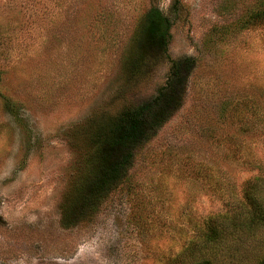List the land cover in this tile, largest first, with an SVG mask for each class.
<instances>
[{
	"label": "rangeland",
	"instance_id": "obj_1",
	"mask_svg": "<svg viewBox=\"0 0 264 264\" xmlns=\"http://www.w3.org/2000/svg\"><path fill=\"white\" fill-rule=\"evenodd\" d=\"M152 8L169 41L138 47ZM162 97L166 119L143 112L129 169L92 200L100 123ZM258 179L264 0H0V264H261L264 227L204 249L211 218L250 224Z\"/></svg>",
	"mask_w": 264,
	"mask_h": 264
},
{
	"label": "trees",
	"instance_id": "obj_2",
	"mask_svg": "<svg viewBox=\"0 0 264 264\" xmlns=\"http://www.w3.org/2000/svg\"><path fill=\"white\" fill-rule=\"evenodd\" d=\"M170 22L157 8L149 9L141 18L140 24L134 36V42L140 47L146 39L150 36H156L163 44H166L170 38ZM135 44V45H136ZM166 98V96H164ZM180 98V97H179ZM166 100V99H165ZM169 103L163 101L160 98L159 101H153L148 106L139 109L135 114L126 113L123 117H116L106 122L100 123L98 130L94 132L95 143L99 149L106 148V154L104 151H100L103 154L104 161L107 163L102 175V178L96 183L95 191L96 196L92 200L99 201L100 194L108 192L112 183L119 181L121 176L125 173L126 169H129L131 164V151L137 146L140 138V134L144 133L147 128L146 120L144 116L150 118L151 129L154 130L159 126V123L164 121L169 114L171 108ZM166 110V116L160 115V111ZM143 112L145 113L143 116ZM157 113V115H156ZM156 115V116H155ZM121 145L127 152L120 156H112L108 159L109 151L111 148ZM248 201L252 207V217L249 220L250 224L246 226L237 225L231 216L221 215L219 217H213L208 223L207 241L204 249L210 248L213 244L217 243V240L221 241L223 235H227L228 231L234 234H243L253 229H259L264 227V180L258 179L251 184L247 192ZM204 264H211L206 261ZM264 264V259L261 261Z\"/></svg>",
	"mask_w": 264,
	"mask_h": 264
}]
</instances>
